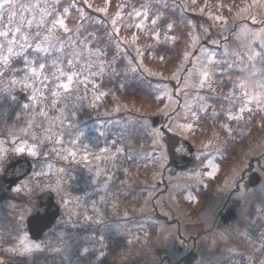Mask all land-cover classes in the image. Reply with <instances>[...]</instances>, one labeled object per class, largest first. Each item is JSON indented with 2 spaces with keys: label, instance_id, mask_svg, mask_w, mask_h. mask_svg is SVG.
Masks as SVG:
<instances>
[{
  "label": "rangeland",
  "instance_id": "rangeland-1",
  "mask_svg": "<svg viewBox=\"0 0 264 264\" xmlns=\"http://www.w3.org/2000/svg\"><path fill=\"white\" fill-rule=\"evenodd\" d=\"M59 1L39 2L56 4ZM112 1L116 5L113 14L107 8ZM158 1H169L171 7L176 5L189 26L187 49L171 74L151 69L143 60V53L145 47H155L176 38L174 21L166 20L164 14L152 16L147 9L138 8L135 2L105 0L104 6L94 8L100 14L99 20L111 32L115 51L124 59V69L117 63L118 56L107 62L105 53L100 54L99 50L85 44L76 46L74 40L67 41L65 66L62 45L52 49L51 36L43 31L44 17H48L51 11L39 9L35 4H24L21 10L29 15L27 30L17 32L18 27L16 29L13 25L14 30L10 32L6 29L13 21L6 22L5 19L3 22L2 15L6 10L14 11L10 8L15 5L0 9V29L5 30L2 33L10 32L7 37L3 36L5 47L0 48L4 56L0 61L5 62V57L8 60L24 56L27 49L36 56L51 54L47 67L41 69L39 65L43 62L37 67L33 62L17 81L13 90L22 89L21 93L26 97L20 100V93L14 95L10 91L9 98L15 104L18 102L19 108L31 116V122L43 126L40 135H49L55 140L52 144H45L33 128L30 137L0 136V183L10 157L28 155L33 164L32 173L18 183L13 192L36 195L53 190L59 195H67V188L71 187V202L65 205L66 209L73 210L77 217L88 216L91 211L93 216L118 219V224L108 225L112 228L108 234L115 235L123 230L133 235L131 237L139 246L128 243L130 237L126 241L122 234L118 236L121 256H131L130 253L135 251L132 257L137 258L138 264H264V140L231 170L220 186H216L210 202L200 214L191 216L184 205V202L194 201V191L205 188L206 180L219 171L218 152L211 150L207 143L196 144L191 139L194 130L199 128L194 123L211 109L213 119L218 120L217 116L222 115V125L228 134H240L243 133L244 119L264 107V0H240L230 15L218 11V8L215 11L207 9V0H201V3L199 0ZM67 9H63V14ZM55 21H63V25ZM33 22L37 27L34 30ZM51 23L52 36L55 29L63 32L69 29L65 18L56 13ZM38 46L41 51L36 50ZM110 64L113 65L106 66ZM119 69L145 80L155 91V98L164 100L163 106L155 112L127 115L129 123L133 122L151 138V149L146 153L147 162L152 167L151 174L142 180V191L139 192L142 202L133 216L126 209L120 215L113 213L111 203L112 194H117L119 187L116 171L123 167L125 156L130 158L132 165L135 163L132 143L125 133L120 132L119 136L117 130L122 127L115 124L116 121L84 122L78 116L80 93L83 92L84 99L90 97L93 104H99L110 95L109 88L102 86L101 77L106 75L114 79ZM231 71L242 74L234 75ZM68 76H72L71 81ZM65 84L67 89L62 87ZM222 89L224 94H220ZM214 99L219 103L212 102ZM122 111L123 108L114 105L113 119L117 120ZM37 112L38 117L33 119ZM101 113H104L103 109ZM155 115L161 117L158 126L151 124ZM164 131L178 138L173 147L176 154H186L183 140L191 143L194 162L191 167L179 171L170 165ZM21 148L23 153L18 151ZM29 149L35 155H30ZM72 162H80L83 169L75 168ZM253 171L259 175V182L250 188L246 182ZM11 205L14 204L0 206V234L8 227V219L16 220L15 227L20 228L16 233L19 234L12 244L0 236V251L23 255L27 253L24 252L25 245L34 246L24 228L30 209L24 206L13 214ZM229 206L235 208V218L227 225H220L219 213ZM32 251L41 250L33 247ZM51 263L47 260L42 264Z\"/></svg>",
  "mask_w": 264,
  "mask_h": 264
},
{
  "label": "trees",
  "instance_id": "trees-1",
  "mask_svg": "<svg viewBox=\"0 0 264 264\" xmlns=\"http://www.w3.org/2000/svg\"><path fill=\"white\" fill-rule=\"evenodd\" d=\"M168 2L169 1L160 3L158 0L138 1V8L147 9L152 16L164 14L166 20L172 19L174 21L175 28L173 34L176 38L172 41L158 44L155 47H145L143 53V60L145 63L154 71L164 74H171L176 70L187 49L189 40V26L187 21L178 11V7L176 5L171 7V4L169 6ZM201 2L202 1L199 0V3ZM239 4L240 0H207L205 7L212 11L218 8V11L230 15ZM88 5H90V7ZM104 5L105 0H61L56 4L47 2L42 7L43 10L51 11L48 17H44L46 23L44 24L45 28H43V31H45L46 35L51 36L53 42L52 49L57 45H62L65 55L62 62L65 66L68 58L67 51L69 46L67 41L71 42L74 40L76 46H79V43L80 45L85 44V46H89V48L99 50L100 54L105 53L103 55L107 62H110L112 58L118 56L117 63L121 69H124V59L122 56L117 55L115 51L110 37L111 32L106 25L99 20L98 17L100 14L94 9L95 6L100 7ZM115 6L114 1H112L107 7L111 14L115 13ZM64 8H68L65 14H63ZM55 13L65 18V24L69 29L67 32L55 29L52 36L51 31L53 25L51 22L55 17ZM28 18L29 16L26 15L22 17V13L18 9L14 11L6 10L2 15L3 22L5 19L6 22H8L9 19L13 21V23L10 22L8 29L5 28L6 30H10V32L14 30L12 29L13 25L15 28L18 27L17 32L27 30L25 26ZM32 28L33 30L37 28L34 22ZM0 30L2 33L4 29ZM4 41L5 37L0 35V47H5ZM49 42L51 41H48V43ZM49 49L52 50L51 47H49ZM3 56L4 54L0 48V58ZM49 56H51V54H45L43 57L36 56L32 54L31 49H27L24 56H14L5 62L0 61V136L12 135L30 137L31 134H33L32 128L35 130L34 133L38 132V135L42 134L41 131L43 130V126L41 128V126L31 122V116H28L24 113V110L19 108L18 102L16 104L13 103L9 95L11 92L14 93V95L21 93L22 89L13 90V88L16 87L17 81L22 79V76L31 68L33 62L36 67L40 62H43L45 67H47L50 63ZM112 65L113 64L106 66ZM121 69H119V73L114 79L106 75L101 77V81H103L102 86L109 88L110 95H106L99 104H93L90 97L85 98L86 103L83 92L80 93L82 96L81 101H78V110L80 109L78 116L79 119L84 120V122H86V120L89 122L93 120V123H97L99 120L106 122L108 119H110V122L112 120L116 121L114 123H118L119 127H122V129H116L120 134L119 136H121L120 132L125 133L126 138L132 143V160H135V166L131 164L130 158L126 159V155L122 163L123 167H119L120 171H116V176L119 178L117 182L119 187L118 193L116 194L114 192L112 194L111 203L114 206L113 213L120 215L123 213V209H126V211H130L129 214L133 216L136 215L135 209L141 206L142 199L139 197V192L142 191V180L148 179L151 174L152 167L148 164V154L146 155L151 149V138L133 122L129 123L127 115L136 114L137 112H155L163 106L164 100L155 98V91L145 80L124 73ZM233 73L234 75L242 74L241 72L236 73L231 71V74ZM220 92V94H224L223 89ZM212 102L218 104L219 100L214 99ZM114 105L124 109V111L118 113L117 120L113 119L111 115ZM102 109L104 113H101ZM37 117L38 112L32 116L33 119ZM217 118L218 120L213 119L211 109H208L206 115L201 117L197 123H194L199 128L195 129L191 135V139L196 144L207 143L211 150L219 154L218 173L213 178L206 180L205 188L194 191V201L184 202L186 210H188L189 214L193 217L206 208L213 196L216 186H220L231 170L240 165L243 158L251 150H254L258 143L264 140V107L254 114L248 115L244 119L245 124L243 133L240 134H228L222 125V115L219 114ZM81 126L83 127L84 124ZM81 126L78 128L81 129ZM40 137H42L45 144H52L55 141H53L52 137H49V135H40ZM164 137L167 141V150L170 157L169 162L171 164V158L173 156L171 151H173L174 145L177 144L178 138L166 131H164ZM136 160H138V162H136ZM143 160L145 162H143ZM73 165L77 169H83L80 162H74ZM121 168H123V170ZM131 192H133V194H131ZM15 200H26V198H18L13 192L4 190L0 185V206ZM131 208L133 210H131ZM110 222H113L110 223V225L119 223L116 219H111ZM118 227H120V225H118ZM116 234L118 235V232H116ZM108 237L107 256L106 259L103 260V264L138 263L136 257L121 256V249L118 244L119 240L116 236L114 238L113 234H109ZM110 241L115 244H111ZM184 258L186 259V256Z\"/></svg>",
  "mask_w": 264,
  "mask_h": 264
},
{
  "label": "flooded vegetation",
  "instance_id": "flooded-vegetation-1",
  "mask_svg": "<svg viewBox=\"0 0 264 264\" xmlns=\"http://www.w3.org/2000/svg\"><path fill=\"white\" fill-rule=\"evenodd\" d=\"M19 1L32 4L33 2L37 3L39 0H12V5ZM128 1L134 2L135 0ZM28 176L24 179L28 178ZM67 190V195H59L56 191L51 190L53 192L54 201L60 209V215L55 219L51 227L45 230L39 238H31L28 234L26 225L27 217L24 220V228L30 244L35 245L38 243L41 251H31L23 255L18 253L5 254L0 251V264H42L47 260H49V262L52 261L51 264H103V260L106 259L107 256L109 238L108 229H112L108 227V220L114 218L93 216L88 209H84V212H89L88 216L77 217L73 210L66 209L65 205L67 203L69 205V202H71L70 192L72 189L69 187ZM45 191L47 190L42 192ZM15 195L18 198L25 197L26 200L7 202V204H14L11 205L14 207L11 212L14 214L16 210L27 206L29 207L28 209H30V214L35 208L36 197L38 194L33 195L16 192ZM7 222L6 225L8 227L2 229L4 233L0 234V236L4 238L5 242L12 244L13 240L19 234L16 232L20 228L19 226L15 227L16 220L14 219H8ZM10 230L12 232H10ZM133 231L134 229L132 228V232Z\"/></svg>",
  "mask_w": 264,
  "mask_h": 264
},
{
  "label": "water",
  "instance_id": "water-1",
  "mask_svg": "<svg viewBox=\"0 0 264 264\" xmlns=\"http://www.w3.org/2000/svg\"><path fill=\"white\" fill-rule=\"evenodd\" d=\"M25 97L21 95V99ZM161 121L160 116H155L152 119L154 126L158 125ZM184 144L187 147V152L192 153L193 147L185 141ZM191 163V158L188 156H175L173 158V165L177 169L186 168ZM31 171V162L27 155H22L16 160L12 161L4 170L3 173V185L9 190L18 180L22 179ZM259 182V175L255 172L251 173L248 178L249 186H255ZM59 207L53 200V193L50 191L40 194L36 199V205L34 211L28 216L26 223L28 233L33 239H37L41 234L48 229L56 217L59 215ZM235 215V210L230 209L224 213L220 221L222 224L228 223Z\"/></svg>",
  "mask_w": 264,
  "mask_h": 264
},
{
  "label": "snow or ice",
  "instance_id": "snow-or-ice-1",
  "mask_svg": "<svg viewBox=\"0 0 264 264\" xmlns=\"http://www.w3.org/2000/svg\"><path fill=\"white\" fill-rule=\"evenodd\" d=\"M6 6H7V7H12V0H3V2L0 3V9H3V8H5ZM137 15H139V13H137ZM55 23H60L61 25H63V21H55ZM114 23H115V22H114ZM153 23H155V21H154ZM17 30H18V29H17ZM0 35H3V36H5V37H7L8 32L0 33ZM36 50H37V51H41V49L39 48V46L37 47ZM9 51H11V49H9ZM43 51H47V49H43ZM5 61H7V57H5ZM26 62H27V61H26ZM39 67H40L41 69H43V68L45 67V65H44L43 63H41V64L39 65ZM33 74H35L34 71H33ZM68 80L71 81V80H72V76H68ZM62 87H64L65 89H67L68 85H67V84L62 85ZM25 107H27V105H25ZM193 115H195V113H193ZM231 118H232V119H238L239 117H231ZM189 127H191V126H189ZM18 151H20L21 153H23V152H24V149L21 148V149H19ZM29 154H30V155H35V153L31 151V149H29ZM21 243L23 244L24 241L22 240ZM33 247L36 248V249H39V248H40V245H39V244H35ZM33 247H29V246L25 245L24 252H31V251L33 250Z\"/></svg>",
  "mask_w": 264,
  "mask_h": 264
}]
</instances>
